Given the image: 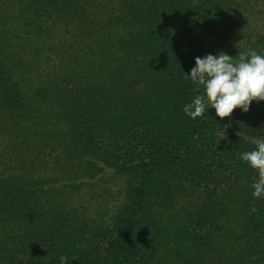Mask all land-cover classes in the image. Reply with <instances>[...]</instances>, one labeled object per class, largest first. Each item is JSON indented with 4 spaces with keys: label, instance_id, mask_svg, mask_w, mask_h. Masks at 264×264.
<instances>
[{
    "label": "trees",
    "instance_id": "trees-1",
    "mask_svg": "<svg viewBox=\"0 0 264 264\" xmlns=\"http://www.w3.org/2000/svg\"><path fill=\"white\" fill-rule=\"evenodd\" d=\"M248 49L264 0H0V264H264V101L183 110Z\"/></svg>",
    "mask_w": 264,
    "mask_h": 264
},
{
    "label": "clouds",
    "instance_id": "clouds-1",
    "mask_svg": "<svg viewBox=\"0 0 264 264\" xmlns=\"http://www.w3.org/2000/svg\"><path fill=\"white\" fill-rule=\"evenodd\" d=\"M194 60V66L190 72H184V78L197 89L202 88L203 93L185 104L183 110L189 118H201L214 108L216 117L223 120L234 109L247 113L254 101H264V54L254 49L238 52L236 56L221 51L197 56ZM224 138L226 133L219 140ZM252 142L255 148L240 153V159L257 173L251 195L259 199L264 196V138ZM59 264H67V258L60 256Z\"/></svg>",
    "mask_w": 264,
    "mask_h": 264
}]
</instances>
